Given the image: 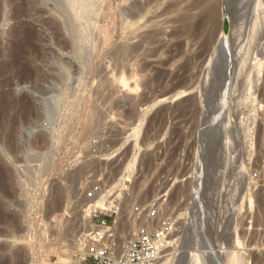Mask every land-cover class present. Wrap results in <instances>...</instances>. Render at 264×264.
Instances as JSON below:
<instances>
[{
  "label": "rangeland",
  "instance_id": "374dc122",
  "mask_svg": "<svg viewBox=\"0 0 264 264\" xmlns=\"http://www.w3.org/2000/svg\"><path fill=\"white\" fill-rule=\"evenodd\" d=\"M61 1L79 11L76 25L101 30L96 48L78 55L58 43L44 23L51 1L0 0V264H90L86 239L116 196L128 220L120 234L135 230V206L176 221L179 253L164 249L159 264H264L261 184L226 213L238 154L248 175L260 163L264 0ZM121 79L137 89H119ZM224 95L226 113L240 112L228 126ZM210 239L230 246L211 253Z\"/></svg>",
  "mask_w": 264,
  "mask_h": 264
},
{
  "label": "built area",
  "instance_id": "2783aa9c",
  "mask_svg": "<svg viewBox=\"0 0 264 264\" xmlns=\"http://www.w3.org/2000/svg\"><path fill=\"white\" fill-rule=\"evenodd\" d=\"M264 111V105L261 107ZM233 123V122H231ZM95 144V143H94ZM96 156V155H95ZM178 155L175 157L177 161ZM190 163L192 172L202 174L201 155H195ZM166 176L162 179L165 181H173L176 175L170 178V172H165ZM249 189H264V137L261 140L260 147V163L253 169L249 175ZM248 189V190H249ZM125 190V189H124ZM99 191V187H93L92 191L86 194V198H92ZM123 195L130 197L131 194L125 190ZM113 210H108L109 214L104 215L97 221V228H110L115 225L117 209L121 205L119 196L112 200ZM114 217V219H112ZM112 219V220H111ZM133 223H136L132 238L127 241L121 251L116 254L113 246L105 243L102 235L96 233L91 234L86 239V254L85 259H88L92 264H159L162 258L164 249L172 250L173 254L177 255L180 249V240L176 236L178 227L176 221L166 214H160L159 207L151 206L142 210L140 206H135L132 209ZM223 247L218 251L222 252Z\"/></svg>",
  "mask_w": 264,
  "mask_h": 264
},
{
  "label": "bare ground",
  "instance_id": "6f19581e",
  "mask_svg": "<svg viewBox=\"0 0 264 264\" xmlns=\"http://www.w3.org/2000/svg\"><path fill=\"white\" fill-rule=\"evenodd\" d=\"M46 1V0H45ZM48 1H51L52 2V4H54L55 6H57L56 8L57 9H55V6L53 7V8H51V10L49 9V11L50 12H52V14H51V16H49L50 18L49 19H47V20H45L46 22H44L45 24H47L48 26H50L51 27V30H53V33H54V37H55V39L58 41V43L60 44V45H62V47L64 48V49H70L71 51H73V53L74 52H77L78 53V55H80V53H82L83 52V50H84V47H85V45L86 44H90V42H92L91 44L93 45L94 44V48H96V46H98V43L97 42H100L99 41V30H98V33L96 34L95 33V35H92V31H94V28L93 27H91V28H93V30L90 32L88 29H86V28H83L82 26H78V25H76L75 24V19L77 20L78 19V17L77 18H74L75 16L74 15H76L77 13H79V11H77L76 12V10L74 11V10H72V11H74V12H76V13H74V15H70L69 14V12L65 9V8H63V3H61L62 1L61 0H48ZM71 1V0H70ZM69 1V2H70ZM73 1V0H72ZM72 1H71V3H72ZM83 1V0H82ZM82 1H80L79 0V2L78 3H80V4H78L75 0L73 1V2H75V3H77L78 5H81L82 4ZM99 1V0H98ZM60 2V3H59ZM49 3V2H48ZM47 3V4H48ZM71 3H69L70 5H71ZM74 3V4H75ZM86 3V2H85ZM98 3V2H97ZM96 3V4H97ZM42 4V6H43V3H41ZM63 4V5H62ZM73 3H72V7H73V5H74ZM100 4V3H99ZM68 5V4H67ZM83 5H85V4H83ZM75 6H76V4H75ZM101 6V5H100ZM106 6V5H105ZM44 7V6H43ZM79 7V6H78ZM81 7V6H80ZM83 7V6H82ZM89 7H90V5H89ZM92 7V6H91ZM96 7H97V5H96ZM133 7H135V6H133ZM68 8V7H67ZM74 8V7H73ZM72 8V9H73ZM99 8L100 7H98V10H99ZM132 8V7H131ZM140 8V7H139ZM48 9V8H47ZM55 9V10H54ZM79 9V8H78ZM82 8H80V10H81ZM83 9H85L86 10V6H84V8ZM101 9V8H100ZM93 10H95V8H93ZM130 10V9H129ZM134 10V9H133ZM135 10H137V11H139L138 10V8H136ZM84 11V10H83ZM128 11V10H127ZM143 11V10H142ZM131 12V11H130ZM140 12V11H139ZM84 13V12H83ZM86 13V12H85ZM84 13V14H85ZM88 13V12H87ZM86 13V14H87ZM132 13H134V12H132ZM142 13V12H141ZM92 14V13H91ZM90 14V15H91ZM93 14L95 15V19L96 18H98L99 16H101L102 17V14L99 12L98 13V11L96 12V11H94L93 12ZM111 14V13H110ZM129 14V13H128ZM131 14V13H130ZM129 14V18H133L132 17V15H130ZM47 15V14H46ZM93 15V16H94ZM104 15V14H103ZM134 15V14H133ZM140 15V14H139ZM77 16V15H76ZM78 16H79V14H78ZM135 16V15H134ZM188 16V17H187ZM187 16H185L186 18H187V20H190V17H191V15L189 16L188 15V13H187ZM82 18V17H81ZM100 18V17H99ZM135 18H136V16H135ZM110 19V18H109ZM112 19V18H111ZM100 20H101V18H100ZM126 20V19H125ZM134 21V20H133ZM132 21V22H133ZM77 22V21H76ZM100 22V21H99ZM77 24H79V23H77ZM122 24H123V22H122ZM94 25V24H93ZM101 25V24H100ZM96 26V25H95ZM94 26V27H95ZM96 31V30H95ZM94 31V32H95ZM187 31V30H186ZM93 32V33H94ZM100 32H101V30H100ZM91 33V34H90ZM101 34V33H100ZM102 35V34H101ZM29 36H30V34H29ZM32 36V35H31ZM36 36V38L38 39V36H39V34H36L35 35ZM103 36V35H102ZM40 37V36H39ZM101 37V36H100ZM104 37V36H103ZM102 37V38H103ZM190 37V36H189ZM35 38V37H34ZM35 38V39H36ZM106 38V37H105ZM36 39V40H37ZM43 39V38H42ZM41 39V41H43ZM104 39V38H103ZM96 40H98V41H96ZM32 41V40H31ZM38 42H39V39H38ZM104 42H106L105 40H104ZM40 44V43H39ZM103 44V43H102ZM101 44V45H102ZM100 44H99V46H101ZM33 46V45H32ZM93 47V46H92ZM26 48V47H25ZM34 48H35V46H34ZM93 48V49H94ZM35 50H37L36 52H40L41 50H40V47H39V45H37V47H36V49ZM97 50V49H96ZM93 51V50H92ZM86 52V51H85ZM72 53V54H73ZM99 54V53H98ZM86 55V54H85ZM76 58V57H75ZM88 58V57H87ZM33 59V58H32ZM39 59V58H38ZM90 60V59H89ZM59 62V61H58ZM86 62V61H85ZM89 62V61H88ZM64 63V62H63ZM56 64H58V63H56ZM80 64V63H79ZM86 64V63H85ZM64 65V64H63ZM62 65V66H63ZM81 65V64H80ZM84 65V64H83ZM61 66V67H62ZM96 66V65H95ZM60 67V66H59ZM52 68V67H51ZM54 68V67H53ZM62 70L63 69H60V71H59V73H58V75L61 77V78H65L64 77V73L62 72ZM53 71V70H52ZM54 71H56V70H54ZM86 71V70H85ZM37 72V71H36ZM65 72V71H64ZM95 72V71H94ZM97 72V71H96ZM65 73H67V72H65ZM54 74V73H53ZM95 74V73H94ZM97 75V74H96ZM29 76V75H28ZM43 77V76H42ZM67 77V76H66ZM24 78V77H23ZM34 78V77H33ZM82 78V77H81ZM35 79V78H34ZM42 79H44V78H42ZM68 79V78H67ZM28 80V79H27ZM59 80V79H58ZM82 80V79H81ZM85 80V79H84ZM61 82V81H60ZM65 82V81H64ZM67 82V81H66ZM84 82V81H83ZM32 83V82H31ZM55 83V82H54ZM57 83V82H56ZM64 84V83H63ZM62 84V85H63ZM83 84H85V83H83ZM56 85V84H55ZM130 85H132V84H129V83H127L125 80H123V79H121L120 81H119V89H121V90H123V91H134V90H136L137 89V86H136V84L134 83L133 84V88L130 86ZM58 86V85H57ZM59 86H60V84H59ZM117 86V85H116ZM65 87V86H64ZM70 87V86H69ZM83 87V86H82ZM66 88V87H65ZM72 88V87H71ZM73 88H75V87H73ZM79 88V87H78ZM36 89V88H35ZM64 89V88H63ZM85 89V88H84ZM72 90V89H71ZM78 90V89H77ZM120 90V91H121ZM74 91V90H73ZM125 92V93H126ZM73 94H74V92H72ZM128 93V92H127ZM59 94V93H58ZM76 94H77V92H76ZM82 94H83V92H82ZM77 96V95H76ZM62 97V96H61ZM227 97V96H226ZM71 100V99H70ZM227 99L225 98V95H224V98H223V102H222V105H221V108H222V112H221V119L223 118V120H224V118H225V120L223 121V123H221V124H225V123H227V126L228 125H230L231 124V122H233V124L235 123V121H237V118H239L238 116H239V113L240 112H236V114H234V116H235V118H236V120H234V118L232 117H230V115L228 114V113H226V105H227ZM31 106H33V105H31ZM55 108V107H54ZM54 108H52V109H54ZM220 108V109H221ZM222 113H223V115H222ZM223 116V117H222ZM226 116V117H225ZM239 120V119H238ZM237 123V122H236ZM226 125V124H225ZM90 126V125H89ZM226 127V126H225ZM224 127V128H225ZM63 127H61V129H62ZM66 129V128H65ZM222 129V128H221ZM229 129V128H228ZM68 133V132H67ZM225 133V132H224ZM62 138V137H61ZM62 142V141H61ZM237 156V155H236ZM46 158V157H45ZM37 160V159H36ZM50 160V159H49ZM29 161V160H28ZM236 162H238L239 161V165H237V163H236V165L237 166H239V171H238V175L236 176V178H238V181H239V188H238V192H237V197H236V199L231 203V205H229V207H228V203L226 204V213L228 214L229 213V215L231 216V217H234V216H236V214H237V212H238V209H239V206H240V204L242 203V199L248 194V187H249V185H250V182H249V175L246 173V169H245V167H244V165H243V162H242V158H240V155L238 154V157L236 158V160H235ZM32 162V161H31ZM36 162V161H35ZM44 162H46V161H44ZM47 163V162H46ZM45 163V164H46ZM44 164V163H43ZM235 164V163H234ZM21 165V164H20ZM41 166V165H40ZM34 167V166H33ZM43 168V167H42ZM23 169V168H22ZM229 169H230V166H229ZM233 169V168H232ZM237 169V168H236ZM46 170V169H45ZM238 170V169H237ZM29 171L30 170H28V173H29ZM35 171V170H34ZM227 171H229L228 170V168H227ZM33 172V171H32ZM31 172V173H32ZM230 172V171H229ZM228 172V173H229ZM232 172V171H231ZM26 173V172H25ZM227 173V174H228ZM235 174H237V173H235ZM27 175V174H26ZM35 175H36V173H35ZM231 175H233V174H231ZM24 176V175H23ZM33 176V175H32ZM31 176V177H32ZM37 177V176H36ZM32 179V178H31ZM37 179V178H36ZM26 181H27V179H26ZM30 183V182H29ZM35 183V182H34ZM31 184H32V181H31ZM37 185V184H36ZM206 186H207V183H206ZM74 187V186H73ZM76 189V188H75ZM101 189V188H100ZM206 189V188H205ZM98 195V194H97ZM100 195H102V194H100ZM99 196V195H98ZM94 199V198H93ZM86 200L88 203H91V205H94V211L95 210H101V209H104V208H102V206H100L98 203L99 202H97V200H96V202H94V200ZM107 203H105V209L107 208V209H110V210H113L115 207L112 205V203H110V202H108V201H106ZM228 202V201H227ZM104 204V202H102V204L101 205H103ZM117 209V208H116ZM118 211H117V217H116V221H115V225L113 226V227H110V228H106V229H102V228H100V227H98V228H96V231L97 232H99L98 234H100V235H102V239H103V241L104 242H108V244H110L111 246H113V247H116L118 250V253L121 251V249H122V246L127 242V241H129L131 238H132V235H133V232H134V230H132V228H130V226H128L127 228L129 229V231L128 230H126V234H120L123 230L125 231V227H126V225H125V222H127V221H125V216L123 215V211H121L122 209H121V207H120V209H117ZM128 211V210H127ZM127 211H124V212H127ZM130 212V211H129ZM128 213V212H127ZM126 215V214H125ZM130 215V214H129ZM127 216V215H126ZM129 218V217H128ZM127 218V219H128ZM130 218H132L131 216H130ZM130 221V223H131V221L132 220H129ZM129 223V225H131ZM127 225H128V223H126ZM59 228V227H58ZM65 232V231H64ZM223 231H221V233H222ZM123 233V232H122ZM120 234V235H119ZM219 234V233H218ZM218 234H217V237H218ZM224 234V233H223ZM214 235H212V237H213ZM215 236H216V234H215ZM219 236H220V234H219ZM222 236V235H221ZM121 238L123 239V243L121 242L122 240H121ZM219 238V237H218ZM222 238H224L223 236H222ZM214 239V238H213ZM211 240L210 242H209V248H210V252L211 253H219L220 251H218V250H216V246H215V240ZM224 241V240H223ZM225 241H226V239H225ZM224 241V242H225ZM229 241V240H228ZM218 243H220L219 241H218ZM222 244V243H221ZM4 246H6V245H4ZM224 246H225V244H224ZM230 246V244H228L227 245V247H229ZM216 247V248H215ZM219 247V246H218ZM227 247H223V248H225V250L227 249ZM5 248V247H4ZM220 248V247H219ZM225 250L224 251H222L223 253H225ZM229 250V249H228ZM228 251H226V253H227ZM227 257V256H226ZM163 258H165V256H162V261H164V259ZM241 258V257H240ZM240 260V259H239ZM238 260V261H239ZM236 261H237V259H236ZM238 261H237V264H238ZM164 263V262H163ZM201 263V262H200ZM241 263V261L239 262V264ZM165 264V263H164Z\"/></svg>",
  "mask_w": 264,
  "mask_h": 264
},
{
  "label": "crops",
  "instance_id": "0c3cea01",
  "mask_svg": "<svg viewBox=\"0 0 264 264\" xmlns=\"http://www.w3.org/2000/svg\"><path fill=\"white\" fill-rule=\"evenodd\" d=\"M90 264H92V263H90Z\"/></svg>",
  "mask_w": 264,
  "mask_h": 264
}]
</instances>
